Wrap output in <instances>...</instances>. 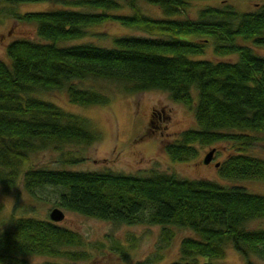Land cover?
<instances>
[{"label": "trees", "instance_id": "obj_1", "mask_svg": "<svg viewBox=\"0 0 264 264\" xmlns=\"http://www.w3.org/2000/svg\"><path fill=\"white\" fill-rule=\"evenodd\" d=\"M140 1L157 6L161 15L143 13ZM64 2L90 10L66 7L16 13L17 18L36 23L42 41L12 40L6 47L10 61L0 59V183L5 190L10 191L22 176L28 191L44 185L62 187L58 205L67 210L115 223L171 224L192 230L194 236L182 238L179 256L169 264H218L210 259L223 256L227 242L245 257V264H253L251 253L264 259V227L249 228L251 221L264 218V194L240 185L180 178L157 169L147 175L44 167L22 171L37 142L59 148L99 139L80 116L31 94L37 89H65L75 104L108 103L107 94L77 84L87 79L114 82L126 93L168 91L171 99L193 109L198 128L186 129L164 144L173 160L188 159L196 143L233 139L250 145L252 137L243 131L264 132V56L237 38L264 44V2L243 12L229 3L207 5L194 19L178 17L190 0ZM124 7L129 12H123ZM109 20L148 36H114L109 46L92 41L64 44L90 33L103 36L90 28ZM210 44L216 54L235 52L238 58L192 57ZM220 171L230 178H264V160L238 153ZM7 226L0 231V264H22L20 256L30 253L73 262L86 256L68 248L81 245V236L55 222L11 216Z\"/></svg>", "mask_w": 264, "mask_h": 264}, {"label": "rangeland", "instance_id": "obj_2", "mask_svg": "<svg viewBox=\"0 0 264 264\" xmlns=\"http://www.w3.org/2000/svg\"><path fill=\"white\" fill-rule=\"evenodd\" d=\"M140 10L151 16H160L161 10L145 1H140ZM264 0H190L179 18H196L200 8L207 5L221 6L229 3L235 10L243 12L254 10ZM79 8L66 4L64 0H43L37 2L10 3L0 0V59L9 62L6 47L15 39L26 38L42 41L36 32V23L16 17V13L41 11L57 8ZM123 12H129L124 7ZM176 18L177 15L175 16ZM103 36L88 34L73 39L75 44L92 41L98 45H111V39L120 35L148 36L147 33L109 20L90 28ZM193 38V37H191ZM238 42L250 46L264 56V44L242 36ZM195 59L236 60L237 53L216 54L213 45L205 48L204 53L192 56ZM81 87H92L110 96L106 104L80 105L71 102L65 89H37L34 96L56 103L62 109L74 113L86 121L90 129L99 135L91 144L65 143L54 147L39 145L29 154V160L22 171L33 167L64 168L73 170L113 171L126 174L147 175L151 169L172 173L180 178H204L222 186L240 185L252 193L264 194V178L226 177L221 174L222 165L233 155L243 154L264 160V132L245 130L252 137L248 146L233 140L224 139L210 144H195V152L185 160H173L164 150V144L179 138L182 131L198 128L194 111L182 102L171 99L169 92L159 89L123 92L111 81L87 79L77 83ZM194 96L196 94L194 93ZM232 132H238L232 130ZM214 148L213 159L204 163V155ZM69 159L75 162H68ZM216 163L218 165H216ZM23 173V172H22ZM64 189L60 186L44 185L28 191L22 183V176L10 191L0 183V231L6 229L11 216L34 217L55 222L69 228L82 238L81 245L68 247L86 253L83 259L71 261L67 257L48 256L30 253L20 258L22 264H169L179 256V246L185 236H194L192 230L168 224L115 223L79 212L67 210L58 205ZM53 207L63 211V218L53 221L49 212ZM264 227V218L249 223V228ZM117 247L122 250L116 249ZM123 251V253L121 252ZM253 264H264V259L250 254ZM218 264H245V257L234 249L230 242L224 245V254L211 258Z\"/></svg>", "mask_w": 264, "mask_h": 264}, {"label": "water", "instance_id": "obj_3", "mask_svg": "<svg viewBox=\"0 0 264 264\" xmlns=\"http://www.w3.org/2000/svg\"><path fill=\"white\" fill-rule=\"evenodd\" d=\"M215 149L211 148L205 155L203 158V162L204 163H209L212 159H213V155H214ZM216 165H218L216 163ZM64 214L63 211L58 208V207H53L50 212H49V217L51 220L53 221H59L63 218Z\"/></svg>", "mask_w": 264, "mask_h": 264}]
</instances>
